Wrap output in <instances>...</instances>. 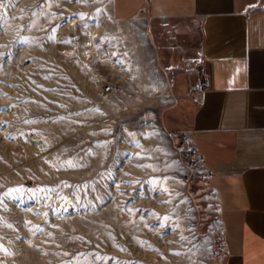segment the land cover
Wrapping results in <instances>:
<instances>
[{
	"label": "rangeland",
	"instance_id": "obj_1",
	"mask_svg": "<svg viewBox=\"0 0 264 264\" xmlns=\"http://www.w3.org/2000/svg\"><path fill=\"white\" fill-rule=\"evenodd\" d=\"M109 3L0 0V264H218L191 142L161 125L148 14Z\"/></svg>",
	"mask_w": 264,
	"mask_h": 264
},
{
	"label": "crops",
	"instance_id": "obj_2",
	"mask_svg": "<svg viewBox=\"0 0 264 264\" xmlns=\"http://www.w3.org/2000/svg\"><path fill=\"white\" fill-rule=\"evenodd\" d=\"M109 8L116 22L148 14L173 96L161 125L191 142L218 220V264H264V0H110ZM200 66L208 83L195 101Z\"/></svg>",
	"mask_w": 264,
	"mask_h": 264
},
{
	"label": "snow or ice",
	"instance_id": "obj_3",
	"mask_svg": "<svg viewBox=\"0 0 264 264\" xmlns=\"http://www.w3.org/2000/svg\"><path fill=\"white\" fill-rule=\"evenodd\" d=\"M45 2H47V0H45ZM78 2H84V3H87L88 0H78ZM100 11H102V10H101V9H97V13H99ZM49 39H54V36H50ZM67 42H70V41H67ZM24 43H27V42L25 41ZM126 70H127V69H126ZM45 78L47 79V77H45ZM96 111H99V109H97ZM27 122H28V121H26V123H27ZM13 139H14V137H13ZM149 158H150V157H149ZM68 166H69V167H75L76 165H74L71 161H68ZM148 167H150V165H148ZM166 181H167V177H163L161 180L155 181V183L158 185V187L160 188V190L167 191V188H166V187H163V185L166 184ZM17 191H18V189H17ZM48 191H52V190L49 189ZM6 195L10 197V196H11V191H9L8 193H6ZM0 203H2V201H0ZM165 219H167V217H166ZM7 227L12 228V225L9 224V225H7ZM161 227H162V228H163V227H166V225H163V224H162ZM35 232H43V228H41V227L38 226V227L35 229ZM49 235H50V234H49ZM181 238L183 239V237H181ZM138 243L140 244L141 247H144V246H145V242L138 241ZM117 247H118V246H117ZM149 247H151V246H149ZM121 250H123V249H121ZM0 251H3L5 255H11V253H9L7 249L3 248L2 245H0ZM175 254H176V255H179V253H175ZM65 255H67V253H65ZM97 259L99 260V259H104V258H102V257H97Z\"/></svg>",
	"mask_w": 264,
	"mask_h": 264
},
{
	"label": "built area",
	"instance_id": "obj_4",
	"mask_svg": "<svg viewBox=\"0 0 264 264\" xmlns=\"http://www.w3.org/2000/svg\"><path fill=\"white\" fill-rule=\"evenodd\" d=\"M199 74L202 76V82H201V86L199 88H197L196 90L191 92V96L193 98V100L198 101L199 97L201 96L204 87H207V83H208V78H207V73H206V69L203 66H200L198 69ZM112 84H108L107 86L103 87V89L101 90L102 94L107 95V93L112 91Z\"/></svg>",
	"mask_w": 264,
	"mask_h": 264
},
{
	"label": "bare ground",
	"instance_id": "obj_5",
	"mask_svg": "<svg viewBox=\"0 0 264 264\" xmlns=\"http://www.w3.org/2000/svg\"><path fill=\"white\" fill-rule=\"evenodd\" d=\"M72 25H73V23L71 24V28H72ZM72 30V29H71ZM138 65V64H137ZM143 65V64H142ZM138 68H139V66H138ZM143 71V70H142ZM144 71L143 72H141V73H139V77L140 78H142V76H144ZM145 77H146V75H145ZM147 78V77H146ZM97 176V175H96Z\"/></svg>",
	"mask_w": 264,
	"mask_h": 264
}]
</instances>
